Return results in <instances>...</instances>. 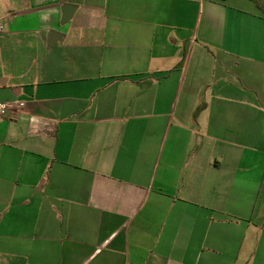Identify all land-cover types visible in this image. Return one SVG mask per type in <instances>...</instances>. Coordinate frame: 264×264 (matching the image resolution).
<instances>
[{
  "label": "crops",
  "instance_id": "1",
  "mask_svg": "<svg viewBox=\"0 0 264 264\" xmlns=\"http://www.w3.org/2000/svg\"><path fill=\"white\" fill-rule=\"evenodd\" d=\"M0 21V264H264V0Z\"/></svg>",
  "mask_w": 264,
  "mask_h": 264
},
{
  "label": "built area",
  "instance_id": "2",
  "mask_svg": "<svg viewBox=\"0 0 264 264\" xmlns=\"http://www.w3.org/2000/svg\"><path fill=\"white\" fill-rule=\"evenodd\" d=\"M3 24L0 21V34L3 32ZM18 107H23L22 103H0V115L3 116L7 113V111L18 108Z\"/></svg>",
  "mask_w": 264,
  "mask_h": 264
},
{
  "label": "rangeland",
  "instance_id": "3",
  "mask_svg": "<svg viewBox=\"0 0 264 264\" xmlns=\"http://www.w3.org/2000/svg\"><path fill=\"white\" fill-rule=\"evenodd\" d=\"M2 23V22H1ZM4 27V26H3Z\"/></svg>",
  "mask_w": 264,
  "mask_h": 264
}]
</instances>
